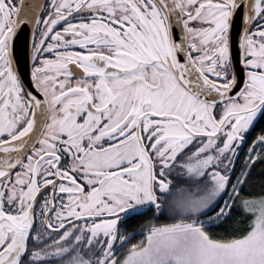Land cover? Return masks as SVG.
<instances>
[{"label": "snow or ice", "instance_id": "obj_1", "mask_svg": "<svg viewBox=\"0 0 264 264\" xmlns=\"http://www.w3.org/2000/svg\"><path fill=\"white\" fill-rule=\"evenodd\" d=\"M257 164L264 0H0V264H264Z\"/></svg>", "mask_w": 264, "mask_h": 264}, {"label": "trees", "instance_id": "obj_2", "mask_svg": "<svg viewBox=\"0 0 264 264\" xmlns=\"http://www.w3.org/2000/svg\"><path fill=\"white\" fill-rule=\"evenodd\" d=\"M259 125L257 126V130L259 131ZM261 172V165L257 164L255 169L253 170V175L250 178L249 184L246 185V188L250 189L253 193L259 192V182L261 180H264V176L260 175ZM235 216V214H234ZM165 219L164 217H161L158 223H161L160 220ZM147 219L142 220V224L140 225V220H129L127 226L125 227L127 232L132 235V239L130 243H136L141 239V234H142V225L146 222ZM222 231V230H218Z\"/></svg>", "mask_w": 264, "mask_h": 264}, {"label": "flooded vegetation", "instance_id": "obj_3", "mask_svg": "<svg viewBox=\"0 0 264 264\" xmlns=\"http://www.w3.org/2000/svg\"><path fill=\"white\" fill-rule=\"evenodd\" d=\"M256 132H258L257 128L253 132V135H255ZM129 215L131 217L129 220L138 219V220H140V225L142 224V220L143 219H147L148 220L151 217V213H148L147 215H141V214H138V213H130ZM129 220H128V222H129ZM128 222H127V224H128ZM127 224L126 225H122V227H126Z\"/></svg>", "mask_w": 264, "mask_h": 264}, {"label": "rangeland", "instance_id": "obj_4", "mask_svg": "<svg viewBox=\"0 0 264 264\" xmlns=\"http://www.w3.org/2000/svg\"><path fill=\"white\" fill-rule=\"evenodd\" d=\"M160 222H161V224H163V223H166L167 221H166V219H161Z\"/></svg>", "mask_w": 264, "mask_h": 264}, {"label": "water", "instance_id": "obj_5", "mask_svg": "<svg viewBox=\"0 0 264 264\" xmlns=\"http://www.w3.org/2000/svg\"><path fill=\"white\" fill-rule=\"evenodd\" d=\"M23 41H24V36L22 35L21 36V44H23Z\"/></svg>", "mask_w": 264, "mask_h": 264}]
</instances>
